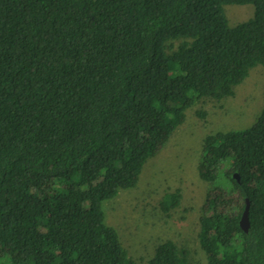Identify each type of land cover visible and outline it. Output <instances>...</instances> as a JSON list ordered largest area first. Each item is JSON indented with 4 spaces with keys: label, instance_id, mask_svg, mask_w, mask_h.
Segmentation results:
<instances>
[{
    "label": "trees",
    "instance_id": "obj_1",
    "mask_svg": "<svg viewBox=\"0 0 264 264\" xmlns=\"http://www.w3.org/2000/svg\"><path fill=\"white\" fill-rule=\"evenodd\" d=\"M248 4L231 26L225 6ZM256 67L264 0H0V264H135L103 204L137 185L187 110L233 97ZM197 174L207 264H264V90L249 127L203 138ZM146 264L190 254L165 240Z\"/></svg>",
    "mask_w": 264,
    "mask_h": 264
},
{
    "label": "rangeland",
    "instance_id": "obj_2",
    "mask_svg": "<svg viewBox=\"0 0 264 264\" xmlns=\"http://www.w3.org/2000/svg\"><path fill=\"white\" fill-rule=\"evenodd\" d=\"M224 9L232 26L251 18L254 7L227 5ZM263 90L264 68L256 67L233 97L206 99L187 110L184 123L168 144L143 166L137 185L103 204L105 222L114 227L135 264H146L154 248L165 240L186 248L191 264H207L197 239L206 196V186L197 174L202 141L216 131L249 127L262 109ZM199 111L205 112L204 119ZM176 189L181 193L180 204L166 215L159 210V201Z\"/></svg>",
    "mask_w": 264,
    "mask_h": 264
},
{
    "label": "water",
    "instance_id": "obj_3",
    "mask_svg": "<svg viewBox=\"0 0 264 264\" xmlns=\"http://www.w3.org/2000/svg\"><path fill=\"white\" fill-rule=\"evenodd\" d=\"M234 178L236 180H239L238 176L235 174L234 175ZM239 225L241 227V229L245 232H247L248 230V227H249V222H248V203L246 201V206H245V209L243 211V214L240 218V221H239Z\"/></svg>",
    "mask_w": 264,
    "mask_h": 264
}]
</instances>
